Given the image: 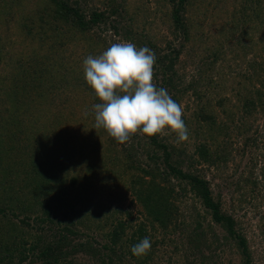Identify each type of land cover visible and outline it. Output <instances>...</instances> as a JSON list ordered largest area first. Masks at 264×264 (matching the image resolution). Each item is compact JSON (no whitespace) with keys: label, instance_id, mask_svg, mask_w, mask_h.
<instances>
[{"label":"rangeland","instance_id":"obj_1","mask_svg":"<svg viewBox=\"0 0 264 264\" xmlns=\"http://www.w3.org/2000/svg\"><path fill=\"white\" fill-rule=\"evenodd\" d=\"M38 1L44 2L0 0V6L5 2L13 5L9 14H0V37L6 52L0 62V77L7 73L10 65H14L17 54L28 55L34 50L36 53L42 52L41 49L49 42L55 43L49 55L56 69L47 80L49 75L28 65L29 72L22 76V84H27L25 92L31 94L24 98L22 110H25L20 116L23 121L19 122L16 116L11 115L14 109L18 115L21 113L19 102L17 108L8 104V111L0 112L3 139H0V264L8 250L14 247L13 244H20L22 239L26 247L35 242H39L38 247L53 243L59 238V233H63L61 228L68 217L74 216V209L81 210V214L85 215V223L76 224L80 227L77 234L68 233L70 242L61 247L60 264H102L97 258L102 257V252L109 253L104 234L107 229L105 223L120 218H131L134 222L142 216L141 207L133 201L131 180L137 174L149 178L140 168H147L150 163L147 155L151 145L141 131L120 144L105 129H94V105L101 101L87 84L84 74V60L88 56H99L118 42H132L138 48L147 46L155 56L158 52L161 55L172 49L178 51V58L174 61V87H167L166 90L183 108L182 119L188 128L189 139L178 142L177 135L167 128L163 134H157L156 139L167 144L171 161L178 163L183 171H189L192 167L209 182L212 197L219 202L223 211L234 216L238 229L245 236L252 254V264H264V188L250 194V189H243L242 186L244 179L252 174L259 178L261 160L258 151L261 149L246 142H252L254 138H258L257 141L263 139L264 107L243 121L248 126V135L234 138L230 152L228 140L225 145L216 127L209 126L207 122L199 123L195 115L198 109H203L206 114L216 117L219 123V117L227 115L223 112L230 113L233 103L241 108L243 95L251 86L246 78L251 75L246 63L233 60L229 52L218 60H212L209 56L210 47L215 44L214 37L224 40L225 51L234 47L235 32L231 33L229 23L233 24L236 15H241V5L234 8L237 1L227 0L222 10H212L208 14L210 0H190L181 13L187 22L195 21L196 27H189V36L185 38L181 31L175 30L171 15L173 2L169 0H75L80 1L79 5L85 11L95 6L110 12L117 6L119 12L111 14L106 21L84 33L72 28L69 36L63 34L55 37L56 32L46 31L38 39L24 28L26 17L35 14ZM126 10L133 16L131 27L126 26L123 15ZM246 11L252 13L249 8ZM113 25L116 29H113ZM125 27L130 29L129 33L135 32L144 41L149 39L148 43L152 45L141 46L130 40L124 33ZM240 27L239 23L238 29ZM221 32L224 35L221 36ZM245 60L249 62L255 57L248 54ZM169 62L170 58H167L163 65ZM163 65L156 61L154 64L153 82L157 88L164 76ZM73 69L77 71L72 72ZM33 70L37 71L33 73ZM170 73L167 72L168 75ZM207 77L211 80L212 88L203 84H206ZM219 98H224V111L217 105ZM0 108H3L1 104ZM42 131L44 133L40 135ZM41 136V143L57 149V152L51 154L52 161L46 158L49 162L45 170L33 172L26 164L33 149L25 142L30 139L39 141ZM35 143L38 144L37 141ZM201 143L206 145L207 152H220L227 147L230 154L213 164L207 163L199 159L197 148ZM157 152L158 163L163 167V150L157 149ZM35 158L41 159L42 153ZM253 161L257 163L252 167ZM171 182L177 183L176 179H171ZM43 189L48 191L42 194ZM175 191V203L184 223L179 220L178 225L171 224L164 235L157 231L154 233L156 237L151 241L156 240L157 244L148 264H240L241 256L234 240L226 236L224 229L211 219L199 197L190 192L178 194L176 187ZM30 196H35L33 204H30ZM43 198L50 200L52 206V213L46 218L43 215ZM197 225L198 236L190 234L189 231H193ZM71 241H86L89 248L70 255ZM66 251L68 254H64ZM34 256L29 254L19 262L17 254L12 258L9 250L10 258L6 255L5 263L34 264L38 262ZM127 260L128 257L125 258Z\"/></svg>","mask_w":264,"mask_h":264},{"label":"trees","instance_id":"obj_2","mask_svg":"<svg viewBox=\"0 0 264 264\" xmlns=\"http://www.w3.org/2000/svg\"><path fill=\"white\" fill-rule=\"evenodd\" d=\"M169 1L173 2V10L171 15L175 30L181 31L183 37L186 38L189 36V27H196L195 21L187 22L181 13L183 7L187 5L190 0ZM233 1H237L234 4V8H236L235 6L237 5H241L240 8L243 9L241 15H236V22L233 21V24L229 23L232 28L231 33L235 32L233 34V36H235V45L230 50L225 51L223 49L224 40L221 41V37H214L216 41L214 40L215 44L210 47L209 56L212 57V60H218L222 55H225L229 52L228 54L233 56V60L246 63V68L248 67L249 71L251 72V75L246 78L249 79L251 86L247 91H245V94L243 95L244 97L241 101V108L235 107V103H233L231 105L233 108L230 109V113L227 111L223 112L228 116L226 115L224 118L219 117V123L217 122L218 120L216 117L210 115L209 113L206 114L203 109H198L195 112V115L199 118V123L201 121L207 122L209 126L211 125L212 127H216V130H218L220 135L223 136L222 138L225 141V145L228 140L227 146L229 145V152L231 144L234 143V138H245L248 135V126L245 125L243 121L264 107V7L262 5L264 4V0ZM40 3L42 2H37V8L34 10L35 14L26 17L27 22L24 23V28L26 29L27 33L32 36L35 34L38 39L43 37L46 31L56 32L54 33L55 37L63 34H67V36H69L68 33L72 32V28L78 30L80 33H84L85 31H88L98 25V23L106 21L111 14L119 12L117 6L113 7L110 12L99 10L95 6H91L88 11H85L86 9H83V7L79 5L80 1L75 0H44L42 4ZM226 5L227 0H210L207 13L211 14L212 10H222L221 7L224 8ZM253 5H255V8ZM2 6H0L1 15L4 13L9 14L13 9V5L8 2H5ZM243 7H245V9ZM247 8L252 10L251 14L246 13ZM128 13L129 11L126 10V13L123 15L126 19V26L131 27L134 20L132 19L133 16L129 15ZM207 13L205 14L207 15ZM213 16L216 15L213 14ZM213 16L212 18H214ZM239 23L241 25L240 29H238ZM112 27L113 29H116L115 25ZM124 30V33L127 35V37L130 38V40H134L135 43L141 44V46L152 45L151 43H148L150 42L149 39L148 41H144L143 38L135 32L129 33L130 29L127 27H125ZM222 35H224V33L222 34L221 32V36ZM54 47L55 43L49 42L43 47V49H41L42 52L36 53V50L32 48L34 51L28 55H23V53L16 55L15 62L13 63L14 65H10V69L7 71L8 75L6 73L3 74V77H0V91L2 93L0 95V101L5 102L0 103L3 106V108H0V112L8 111V104L16 106L15 108H17V103L19 102L18 104L21 108V113L18 115L14 109V113L11 115L16 116L19 122L24 120L23 117H20L22 115V111L25 110H22L24 98L29 97L31 92L30 94L29 92H25L27 84H22V76L28 74V65H30L35 69H39L42 74L49 75L47 77L48 80L50 75L56 72L55 64L53 59L50 57V52L54 50ZM5 53L6 52L2 43V38L0 37V62L5 56ZM12 53L14 54V52ZM91 54L94 53L92 52ZM178 54V51L175 52L174 49L161 55H159V52L157 53L156 62L160 63L161 65L164 64L167 58H170L169 64H165L162 67V74H164V76L162 75V83L158 86V89L174 87V61L178 58ZM248 54H253L255 60H251L249 62L246 61L245 57ZM35 71L37 70H33L32 72L34 73ZM74 71L77 70L73 69L72 72ZM167 72L171 73L168 75ZM243 74L244 73H242V75ZM206 80V84L203 82L204 86L212 88L211 80L208 77ZM225 81H227V79H225ZM29 82H31V80H29ZM236 89L238 90L239 88L237 87ZM239 91L237 93H239ZM217 105L220 106L224 111V98H219ZM36 120L39 121V119ZM238 129L243 132H239ZM43 133L44 131H42L40 135ZM1 136L2 134L0 133V137ZM145 136L147 135L145 134ZM147 138L148 144L151 145V149L149 147V152L147 155L149 157L150 163H148L147 168H140V171L149 175V178L137 174L136 177L133 176L131 180V190L133 191L134 199L133 201L141 207L142 216L134 222L131 220V218H120L109 223H105L107 231L105 230L104 234L107 238L106 248L109 250V253L102 252V257L97 258L98 262L102 264H148L157 244L156 240L151 241L153 237H156L154 233L157 231L164 235L165 231L171 224L178 225L179 220L180 222L184 223V219H180L181 216L179 214V208L175 203L176 199H174L177 197L175 196L177 195L175 191L176 187L177 192L179 190L178 194L190 192L194 196L199 197L203 207L210 213L211 219L224 229L227 234L226 236L234 240L236 249L241 256L240 264H252V254L245 236L238 229L237 221L234 216L226 211H223L219 202L212 197L209 182L206 181V179L200 174H198V172H196V170L192 167L189 171H183L178 163L171 161L170 153L167 151L166 147L167 144L158 141L156 136H147ZM0 139H2V137ZM18 139H22V137H18ZM257 140L258 138H254L252 142H246L250 143L254 147H257L258 149H261L260 152L258 151L261 160V164L259 165V178H257V176L254 177L252 174V176H248L246 179H244L245 183L242 185L244 187L243 189H250V194L260 192L262 188H264V135L263 139L260 138V141ZM36 141L38 142L37 145L35 143ZM41 142L42 136L40 137L39 141L30 139L27 141L29 144L25 142L26 145L33 149L32 156L26 163L33 172H38L39 169L45 170L47 168L45 165L49 161H52V155L55 154L54 152H57V149H51L48 144H42ZM259 142L262 143V145L259 144ZM157 149L163 150V167L158 163L159 156ZM197 150L200 153L199 159L211 164L225 158L224 155L230 154L227 151V147L220 152H207L206 145L204 143H201ZM40 152L42 153V158L36 159L35 156ZM46 158L49 161L46 160ZM256 163V161H253L252 167L256 165ZM171 179H176L177 183L171 182ZM45 191L48 190L43 189L42 194ZM33 198H35V196L29 197L30 204H33ZM41 201L42 206L44 207L43 215L46 218L52 213V206L49 202L50 200L47 201L45 198H43ZM73 212L74 216L72 217L70 215L71 217H68L65 225L61 228L63 233H59V238L53 243H47L41 247H38L37 245H39V242H35V244L28 245L26 247L27 244L24 239H22L20 244L17 245L14 243V247L9 249L11 252V257L13 258V256L17 254L19 257L18 260L21 262L26 259L29 254H32L33 256L36 255L34 258L38 260V262L34 264H60V255L62 253L61 247L67 246L65 244H69L70 242L68 240V233L77 234L80 227H78L76 224L85 223L83 220L86 219V217L85 215L81 214V210L74 209ZM65 214L67 216L69 215L66 211ZM128 217H131V215ZM262 218L264 219V216H262ZM41 219L45 221L44 218ZM71 219H73V221ZM86 227L88 228V225ZM95 228L99 229L100 227ZM197 232L198 225L195 227V229H193V231H189L190 234L198 236ZM145 237H148L151 241V250L146 256H133L131 253L132 246L139 243ZM5 246L6 244L4 247ZM69 248L70 255H73L79 250H86L89 248V246L86 241L83 243H73L71 241ZM9 250L6 254L7 257H9ZM64 254H68V252L66 251ZM6 255L1 264H6ZM126 257H128L127 261H125ZM115 259L116 261H114Z\"/></svg>","mask_w":264,"mask_h":264},{"label":"clouds","instance_id":"obj_3","mask_svg":"<svg viewBox=\"0 0 264 264\" xmlns=\"http://www.w3.org/2000/svg\"><path fill=\"white\" fill-rule=\"evenodd\" d=\"M155 61L150 48L132 42L113 43L99 56L84 60L86 82L101 101L94 105V129H105L120 144L138 131L152 137L166 128L178 142L189 139L182 106L153 82ZM151 247L145 237L132 246L131 253L143 257Z\"/></svg>","mask_w":264,"mask_h":264}]
</instances>
